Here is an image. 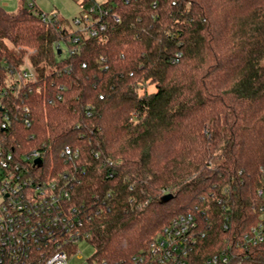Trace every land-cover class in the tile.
Segmentation results:
<instances>
[{
  "label": "trees",
  "instance_id": "1",
  "mask_svg": "<svg viewBox=\"0 0 264 264\" xmlns=\"http://www.w3.org/2000/svg\"><path fill=\"white\" fill-rule=\"evenodd\" d=\"M105 4L120 19L96 36L44 22L35 3L0 4V100L13 116L2 128L0 109V136L75 172L73 200L98 260L145 252L175 216L193 214L200 261L259 219L264 0ZM27 62L37 79L14 91ZM66 145L80 149L78 167L61 157ZM256 251L247 264H264V243Z\"/></svg>",
  "mask_w": 264,
  "mask_h": 264
},
{
  "label": "built area",
  "instance_id": "2",
  "mask_svg": "<svg viewBox=\"0 0 264 264\" xmlns=\"http://www.w3.org/2000/svg\"><path fill=\"white\" fill-rule=\"evenodd\" d=\"M105 2L80 0L82 14L74 18L78 27L75 30L96 36L107 30L110 19L118 21L120 15ZM35 12L48 24L59 18L57 12ZM80 39V34H76L72 41L78 43ZM77 51L76 45L71 53ZM2 62L9 64L6 59ZM16 74L18 83L9 85L14 91L37 79L28 62ZM0 109L4 111L2 128H9L13 121L11 111L4 110L1 100ZM21 111L30 126V107L25 104ZM61 157L65 164L78 167L82 153L79 148L66 145ZM37 159L42 160L41 165ZM113 163L109 160L110 165ZM57 170L55 158L48 156L47 149L21 144L14 147L7 143L6 136H0V264H77L71 260L81 258L80 242L90 241L84 229L86 216L81 212L84 204H76L71 191L78 179L75 172ZM261 171L259 219L240 236H227L220 251L196 261L199 239L205 234L195 215L179 214L163 226L147 251L120 262L98 260L93 255L86 264H247L264 243V165Z\"/></svg>",
  "mask_w": 264,
  "mask_h": 264
},
{
  "label": "rangeland",
  "instance_id": "3",
  "mask_svg": "<svg viewBox=\"0 0 264 264\" xmlns=\"http://www.w3.org/2000/svg\"><path fill=\"white\" fill-rule=\"evenodd\" d=\"M32 3H35L34 8H40L44 12H57L59 18L62 19V25L68 29L78 28L74 23V18L82 14L80 0H0V4L9 12H15L22 5L30 6ZM262 63H264V59ZM80 250L81 258H73L71 260L73 263L86 264L87 258L95 253V247L86 240L80 242Z\"/></svg>",
  "mask_w": 264,
  "mask_h": 264
},
{
  "label": "water",
  "instance_id": "4",
  "mask_svg": "<svg viewBox=\"0 0 264 264\" xmlns=\"http://www.w3.org/2000/svg\"><path fill=\"white\" fill-rule=\"evenodd\" d=\"M36 162H37L39 165L42 164V160H41V159H37ZM173 197H174L173 194H171V193H167V194H165V195L162 196V198H161V202H162V203L168 202V201H170L171 199H173Z\"/></svg>",
  "mask_w": 264,
  "mask_h": 264
}]
</instances>
